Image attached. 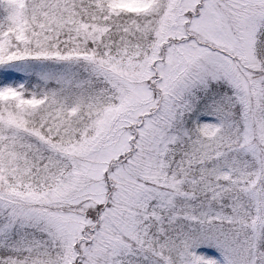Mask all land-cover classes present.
<instances>
[{"label":"snow or ice","instance_id":"obj_1","mask_svg":"<svg viewBox=\"0 0 264 264\" xmlns=\"http://www.w3.org/2000/svg\"><path fill=\"white\" fill-rule=\"evenodd\" d=\"M0 264H264V0H0Z\"/></svg>","mask_w":264,"mask_h":264}]
</instances>
